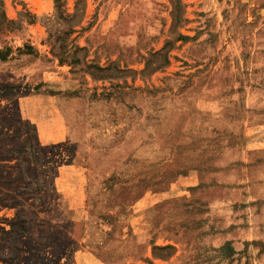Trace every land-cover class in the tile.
I'll return each instance as SVG.
<instances>
[{
  "label": "rangeland",
  "instance_id": "374dc122",
  "mask_svg": "<svg viewBox=\"0 0 264 264\" xmlns=\"http://www.w3.org/2000/svg\"><path fill=\"white\" fill-rule=\"evenodd\" d=\"M0 264H264V0H0Z\"/></svg>",
  "mask_w": 264,
  "mask_h": 264
},
{
  "label": "trees",
  "instance_id": "16d2710c",
  "mask_svg": "<svg viewBox=\"0 0 264 264\" xmlns=\"http://www.w3.org/2000/svg\"><path fill=\"white\" fill-rule=\"evenodd\" d=\"M227 243L230 244L229 242H227ZM227 243H226V244H227Z\"/></svg>",
  "mask_w": 264,
  "mask_h": 264
}]
</instances>
